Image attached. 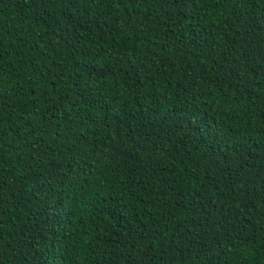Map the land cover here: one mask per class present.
Wrapping results in <instances>:
<instances>
[{
    "label": "trees",
    "instance_id": "obj_1",
    "mask_svg": "<svg viewBox=\"0 0 264 264\" xmlns=\"http://www.w3.org/2000/svg\"><path fill=\"white\" fill-rule=\"evenodd\" d=\"M0 264H264V0H0Z\"/></svg>",
    "mask_w": 264,
    "mask_h": 264
},
{
    "label": "snow or ice",
    "instance_id": "obj_2",
    "mask_svg": "<svg viewBox=\"0 0 264 264\" xmlns=\"http://www.w3.org/2000/svg\"><path fill=\"white\" fill-rule=\"evenodd\" d=\"M3 86V70L0 68V87Z\"/></svg>",
    "mask_w": 264,
    "mask_h": 264
}]
</instances>
